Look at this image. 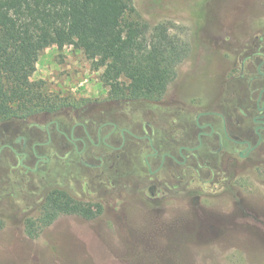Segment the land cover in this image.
<instances>
[{
  "label": "rangeland",
  "instance_id": "374dc122",
  "mask_svg": "<svg viewBox=\"0 0 264 264\" xmlns=\"http://www.w3.org/2000/svg\"><path fill=\"white\" fill-rule=\"evenodd\" d=\"M131 1V20L151 30L167 23L171 36L189 45L161 101L111 98L101 81L103 70L94 71L83 52L71 46L46 48L32 81L44 84L47 95L64 106L62 112L120 107L130 123L180 124L202 107L232 103L241 60L264 29V0ZM43 117L22 122L23 127L43 123ZM12 124L20 122L1 123L0 131ZM8 156L5 152L0 165V264H264V155L258 162L238 161L226 183L196 184L195 196L175 191L162 204L152 199L139 153L118 171H101L116 187H101L100 172L92 175L58 158L26 185L16 159ZM55 190L100 203L102 214L92 220L62 215L30 237L26 222L39 221Z\"/></svg>",
  "mask_w": 264,
  "mask_h": 264
},
{
  "label": "flooded vegetation",
  "instance_id": "af4514ba",
  "mask_svg": "<svg viewBox=\"0 0 264 264\" xmlns=\"http://www.w3.org/2000/svg\"><path fill=\"white\" fill-rule=\"evenodd\" d=\"M247 55L241 60L232 103L202 107L194 119L180 124H155L154 119L130 123L120 107L46 113L44 122H35L30 129L20 123L0 131V165L7 152L16 159L20 179L28 185L33 174L58 158L92 175L100 172L99 186L116 187L111 180L106 183L101 171L109 167L118 171L135 152L142 156L148 189L159 204L175 191L195 196L196 184L226 183L238 161L258 162L264 155V29Z\"/></svg>",
  "mask_w": 264,
  "mask_h": 264
},
{
  "label": "trees",
  "instance_id": "16d2710c",
  "mask_svg": "<svg viewBox=\"0 0 264 264\" xmlns=\"http://www.w3.org/2000/svg\"><path fill=\"white\" fill-rule=\"evenodd\" d=\"M132 11L131 0H0V124L62 112L44 84L32 81L40 54L53 44L82 51L94 71L103 70L111 98L161 101L189 45L172 37L167 23L151 30L131 20ZM102 211L100 204L55 190L27 233L34 238L62 215L92 220ZM3 225L0 220V230Z\"/></svg>",
  "mask_w": 264,
  "mask_h": 264
}]
</instances>
